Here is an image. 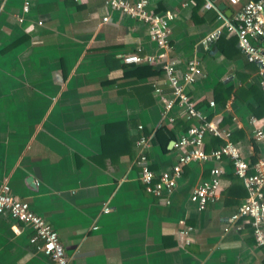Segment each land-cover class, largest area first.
Listing matches in <instances>:
<instances>
[{
	"label": "crops",
	"instance_id": "0c3cea01",
	"mask_svg": "<svg viewBox=\"0 0 264 264\" xmlns=\"http://www.w3.org/2000/svg\"><path fill=\"white\" fill-rule=\"evenodd\" d=\"M24 1L0 0V184L7 181L15 197L53 226L69 264H264L249 222H228L246 196L229 161L220 165V198L203 210L189 197L210 176L211 160L183 167L169 203L140 182L137 126L149 137L144 152L159 173L172 167L180 150L168 146L171 140L165 147L154 142L155 131L166 126L176 136L190 124L178 106L172 120L164 118L155 87L165 97L170 89L158 64L122 62L138 48L141 54L157 51L148 26L103 0H30L23 14ZM148 1L154 12L175 14L170 39L178 67L184 70L192 57L200 61L201 76L186 87L197 109L212 121L221 117L219 125L232 130L253 163L263 149L252 140L250 117L264 130V114L256 115L264 112L257 66L246 61L235 35L200 42L221 23L219 13L231 19L242 3ZM22 36L27 39L4 50ZM119 121L127 137L112 134L102 151L105 126ZM219 142L208 137L207 150ZM182 225L193 228L188 244L178 233ZM32 233L0 214V264H54L30 242Z\"/></svg>",
	"mask_w": 264,
	"mask_h": 264
},
{
	"label": "built area",
	"instance_id": "2783aa9c",
	"mask_svg": "<svg viewBox=\"0 0 264 264\" xmlns=\"http://www.w3.org/2000/svg\"><path fill=\"white\" fill-rule=\"evenodd\" d=\"M84 2L85 0H75ZM233 5L241 4V0H228ZM104 5L116 10L124 16L143 22L148 26L150 40L156 45L157 51L153 54H141L140 48L133 52L125 53L122 62L125 64H158L164 74L165 82L170 89V96L165 97L163 89L155 87L163 103L164 118L172 120L170 111L174 106L181 108L184 118L190 122L189 126L179 132L173 139V147L180 150L176 162L169 170L156 173L151 169L144 148L149 143V137L142 132L143 125L137 129L141 131L135 147L137 157L135 162L139 167V179L144 190L157 198L170 202V196L174 192L177 181L183 173V167L192 162L213 161L215 166L209 170V177L201 180L190 193V201L199 210H203L209 204L220 198L221 187V162L227 160L231 163L234 175L242 181L246 190V196L230 215V225L239 219H245L252 227L256 245L264 250V130L257 126L258 120L252 116L249 123L253 126L252 140L262 146V153L253 163H249L243 156L239 145L232 139V130L208 119L197 109L195 102L186 91L187 86L193 85L202 74L200 61L192 57L186 61L184 70L178 67V61L171 56L173 45L171 43V23L175 14L171 11L154 12L150 9L148 0H103ZM30 0H25L22 13H28ZM108 16L103 20L107 21ZM221 23L215 26L201 39V44L207 46L221 35H235L237 46L248 63L255 64L260 76V85L264 88V0H245L240 11L231 19L223 14H218ZM23 21V16L19 17ZM41 23V22H39ZM210 105L214 101L210 100ZM235 119V118H233ZM220 140V142L207 150V138ZM104 212L109 208L104 206ZM0 214H8L13 220L23 223L32 229L30 242L54 264H69L57 231L42 216L35 213L27 201L15 197L7 181L0 184ZM193 230L190 225H182L178 233L186 237V243L190 242L189 234ZM225 231L229 227L224 228Z\"/></svg>",
	"mask_w": 264,
	"mask_h": 264
},
{
	"label": "trees",
	"instance_id": "16d2710c",
	"mask_svg": "<svg viewBox=\"0 0 264 264\" xmlns=\"http://www.w3.org/2000/svg\"><path fill=\"white\" fill-rule=\"evenodd\" d=\"M245 0H241V3L242 2H244ZM27 39V36H22V37H20L18 40H16V41H14V42H12V43H10L4 50L6 51V50H8V49H11L12 47H15L16 45H18L19 43H21V42H23L24 40H26ZM145 67H148V68H150V64H147V65H145ZM254 90H256L255 88H253ZM237 94V93H236ZM256 94H258V93H256ZM262 94V93H261ZM259 95L260 97L262 96V95ZM260 107V106H259ZM262 114H264V112L263 111H261L260 109L256 112V115L258 116H260V115H262ZM121 127V128H120ZM123 127V128H122ZM122 132V133H124L125 134V137H127V129H126V125H125V122L124 123H122V121L120 122H113V123H109V124H107L106 126H105V133H104V135H103V137H102V151H104V150H106V141L112 136V134L114 135V134H116V133H118V132ZM176 136L174 135V133H173V131L172 130H170L169 128H167L166 126H161V127H159L156 131H155V133H154V135H153V141L154 142H157V143H159L161 146H163V147H165L166 146V143L169 141V140H172V139H174ZM128 139V138H127ZM133 143H134V140H131L130 142H129V144L128 143H126L127 145H126V148H125V151H127V152H130L129 150H130V148H131V146H133ZM131 153V152H130ZM245 189V188H244ZM244 194H247L246 193V190H245V192H244ZM243 194V195H244Z\"/></svg>",
	"mask_w": 264,
	"mask_h": 264
},
{
	"label": "water",
	"instance_id": "95a60500",
	"mask_svg": "<svg viewBox=\"0 0 264 264\" xmlns=\"http://www.w3.org/2000/svg\"><path fill=\"white\" fill-rule=\"evenodd\" d=\"M173 145V139L169 142V147H171Z\"/></svg>",
	"mask_w": 264,
	"mask_h": 264
}]
</instances>
